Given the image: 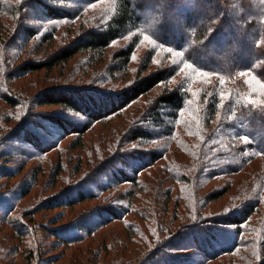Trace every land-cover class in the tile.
Returning a JSON list of instances; mask_svg holds the SVG:
<instances>
[{
	"label": "trees",
	"instance_id": "trees-1",
	"mask_svg": "<svg viewBox=\"0 0 264 264\" xmlns=\"http://www.w3.org/2000/svg\"><path fill=\"white\" fill-rule=\"evenodd\" d=\"M17 1L25 2L16 6L24 21L31 5L29 10L39 8L37 15L50 28L44 34L21 27L24 41L42 37L51 46L64 26L78 30L45 60L9 70L10 80L52 74L87 54L97 65L101 61L112 80L134 76L129 86L110 94H86L83 87L44 94L40 107L61 108L86 121L73 125L61 115L44 116L47 126L60 132L52 145L26 139L28 123L18 128L22 135L16 139H8L14 132L0 126V180L9 183L15 155L27 161L44 158L70 136L78 138L80 148L98 125L130 110L139 115L124 135L109 142L110 149L104 142L90 153L97 160L112 152L103 161L108 167L92 173L101 177L113 168L106 185L98 189L100 183L87 178L39 205L41 211H73L96 202L73 222L54 227L51 239L75 246L124 221L125 230L148 251L138 264H264V0ZM14 2L0 0V13L14 14ZM144 42L149 47L131 74ZM159 52L165 54L163 64L155 62ZM0 98L16 107L18 98H9L1 85ZM136 105L144 107L137 112ZM31 189V184L18 188L9 206H3L8 198L0 194L2 222L17 240H33L18 204ZM219 204L222 209H214ZM137 216L142 223H134ZM28 249L23 250L26 264L38 257L34 246ZM18 251L15 245L10 253Z\"/></svg>",
	"mask_w": 264,
	"mask_h": 264
},
{
	"label": "rangeland",
	"instance_id": "rangeland-1",
	"mask_svg": "<svg viewBox=\"0 0 264 264\" xmlns=\"http://www.w3.org/2000/svg\"><path fill=\"white\" fill-rule=\"evenodd\" d=\"M7 1H10L11 4H13V1L16 2H14L15 4L12 6L14 14L0 13V85L8 89L9 98L13 96L18 99H13V103L16 102V107L10 108L6 100L0 98V126H2L3 130L7 128V132H10V130L14 132V136L11 135L8 139H16L15 137H17L18 134L19 137L22 135L20 134L21 132H16L18 128L28 123L27 130H25L28 137L26 139H39V143L41 144L46 142V145H52L60 132L57 127L51 128L47 126V122L42 119L44 116L61 115L65 121L72 122L73 125H82L85 124L86 121L61 108L40 107L39 101L44 94L58 95L64 92L62 90H66V88L75 90L78 89L76 87H83L82 89L86 91V94L87 91H91V93L96 91L110 94L109 92H118L121 89H125L129 86L128 82L133 79L134 76L112 80L108 70L101 65V61H99L97 65L96 59L92 60V55L87 54L79 56L68 65L58 68L52 74L42 71L22 79L10 80V71H14L22 62L30 61L32 63H37L43 61L56 49L67 45L77 36L74 31L76 29L78 30V27H60L62 29L56 34L55 41L51 46L42 43V37L29 40V43L28 40H23L24 36H21L23 35L21 27H28L30 32L38 33L42 31L44 34H48L50 33V28L48 27L49 23L41 22L39 15H37V10H39V8L29 10L31 5L27 6L30 18L27 17L28 19L24 21V18H22L23 16L18 15V7H16L22 4L21 2L23 1ZM3 3L5 2L3 1ZM23 4L25 5V2H23ZM6 9L7 8H5V12H7ZM71 30L73 32H71ZM73 35L76 36L73 37ZM16 38L18 40H16ZM5 42H7V44L14 42L13 48H10L9 51H5L4 48H7V44H4ZM148 47V42H144L142 46H140L138 50L139 57L136 58V62L131 66V74L134 73L137 63L139 65L141 54H143ZM164 55L163 52H159L155 58V62L163 64L161 60ZM108 82L114 85L115 89L107 85L104 86ZM6 94L2 93V95ZM153 95L154 93L151 97H153ZM150 101L151 99L142 102L143 104H147V102L149 103ZM21 103H26V105ZM143 107L144 106L136 105L133 110L139 112ZM137 116L139 115L133 117L130 110L122 117L98 125L88 135L84 136V144L83 147L80 148L76 146L78 138L70 136L68 139L62 141L58 149L49 151L48 155L44 158L37 159L35 157L27 161L22 156L15 155L17 157L13 158L15 161L12 167V172H14L13 177L10 178L9 183L0 180V194L8 198V200L2 204L3 206H9L13 193L18 188L31 184L32 189L30 194L23 198L22 201L20 200L18 204L20 203L19 218H22L33 228V232L29 236L33 237V240L28 237H24V240H17V238H14V232L10 229L9 225H7V221L4 220V222H2L4 215L0 210V264H26L28 262L26 258L27 254H25L24 251L28 253L29 246H34L37 250L36 255L38 256L34 257L33 260L30 258V264L139 263L141 253L143 251L147 253L148 251L141 243H136L134 241L131 232L127 229V231L125 230L124 221L121 224L117 223L105 227L95 233L93 237L86 238L84 242L75 246H64L62 243H57L56 239H51V234L55 231L53 230L54 227L58 229L65 226V224L73 222L81 215H84L91 207V210H93V205H95L96 202H87L83 205H77L73 211L67 208L63 210L53 209L51 211H41L39 208V205L59 195L61 192L67 191L78 181L89 178L93 180L94 183H100L98 189L106 185L107 181L110 179L109 177L113 168L110 169L109 173L106 171L104 176L101 177L92 173L96 171L99 172L100 170L102 172V169L108 167L103 161L110 159L112 152L100 158V155H98L97 160L91 159L90 153L95 147L98 145L100 146L104 142L106 143L104 146L110 149L111 146L109 142L111 140L115 141L124 135V131L132 124ZM29 123H33V128ZM40 124L45 127L42 131L40 129ZM38 132L41 133L33 134ZM15 147V151H22V147ZM23 151H26V149H23ZM60 169L62 173L58 174ZM10 188H13L14 191L7 192L8 190L6 189ZM212 189H214V187H211L208 191ZM227 198L228 196L222 200H227ZM222 206L223 205L220 204L218 206L215 205L214 209L220 210ZM37 211H39V213ZM63 213H65V215H60ZM98 215L99 214H95L93 218L95 221L98 220ZM103 216L107 217V214H103ZM133 220L134 223H142V220L138 216L133 217ZM98 222L99 221H97V223ZM98 225H100V222ZM15 245H19L20 251H18L17 254L14 252L10 253ZM21 251L23 252L22 254H20ZM137 253L140 254L137 255Z\"/></svg>",
	"mask_w": 264,
	"mask_h": 264
},
{
	"label": "clouds",
	"instance_id": "clouds-1",
	"mask_svg": "<svg viewBox=\"0 0 264 264\" xmlns=\"http://www.w3.org/2000/svg\"><path fill=\"white\" fill-rule=\"evenodd\" d=\"M247 154V153H246Z\"/></svg>",
	"mask_w": 264,
	"mask_h": 264
},
{
	"label": "snow or ice",
	"instance_id": "snow-or-ice-1",
	"mask_svg": "<svg viewBox=\"0 0 264 264\" xmlns=\"http://www.w3.org/2000/svg\"><path fill=\"white\" fill-rule=\"evenodd\" d=\"M190 67V66H189Z\"/></svg>",
	"mask_w": 264,
	"mask_h": 264
}]
</instances>
